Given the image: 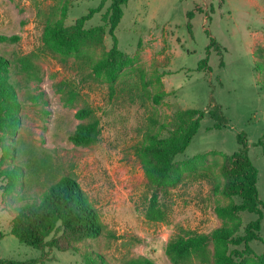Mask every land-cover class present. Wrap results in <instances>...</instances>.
<instances>
[{
	"label": "rangeland",
	"instance_id": "obj_1",
	"mask_svg": "<svg viewBox=\"0 0 264 264\" xmlns=\"http://www.w3.org/2000/svg\"><path fill=\"white\" fill-rule=\"evenodd\" d=\"M110 3L0 0V35L19 38L15 44H0V56L10 61L9 81L21 106L15 112L20 124L13 138L0 134V170L24 168L23 187L6 195L0 189V259L27 263L41 255L11 234L19 207L47 185L44 173L33 176L35 159L46 161L56 176L65 173L76 179L103 225L95 239L62 232L49 236L47 241L59 239V250H52L46 264H90L93 256L110 264L138 256L153 264H172L165 249L176 234H210L229 225L243 235L256 215L242 212L223 218L215 211L240 203L217 192L224 184L220 169L238 152L240 133L258 170L257 189L264 203V0H128L115 30L126 64L113 82L91 69L112 47L102 19ZM99 6L84 24L93 38L79 53L65 55L43 44L48 21L72 26ZM191 11L192 37L187 31ZM209 37L217 46L206 54ZM22 57L31 59L36 74L17 72L15 63ZM204 59L206 67L198 70ZM83 105L93 109L99 122L96 142L85 147L68 140ZM214 106L222 119L210 117ZM192 110L203 111L204 117L187 149L175 158L173 174L160 193L165 219L149 222L145 209L151 191L140 150L148 136L167 137L179 117ZM217 121L219 128L214 127ZM6 183L0 179V188ZM259 236L240 264L264 262V217ZM215 248L210 244L186 264H213ZM234 249L242 251L243 246L227 248Z\"/></svg>",
	"mask_w": 264,
	"mask_h": 264
},
{
	"label": "trees",
	"instance_id": "obj_2",
	"mask_svg": "<svg viewBox=\"0 0 264 264\" xmlns=\"http://www.w3.org/2000/svg\"><path fill=\"white\" fill-rule=\"evenodd\" d=\"M128 0H111L110 6L102 19L108 26V34L112 40L111 49L104 56L91 65L94 73H103L109 82H113L118 72L126 64V59L117 48L115 30L122 18V6ZM100 6L90 9L88 14L81 17L72 26H64L62 20L48 21L42 32V41L46 47L69 55L79 53L80 49L92 40L93 33L84 29V24L91 16L98 12ZM63 15V13H62ZM187 31L192 37L193 12L187 13ZM17 36L0 35V44H15ZM216 41L209 37L206 54ZM10 61L0 56V134L14 136L15 127L20 124L15 115L21 106L16 99L15 86L9 81L8 68ZM15 66L21 74L34 75L36 67L29 57L19 58ZM206 67V59L199 62L198 70ZM70 97L67 102L70 101ZM219 108L214 106L209 111L212 119H222ZM79 123L68 136V140L77 146H89L96 142L99 134V122L93 109L83 105L75 114ZM204 117L203 111L192 110L179 117L177 127L165 138L157 135L147 137L146 144L141 148L142 167L147 184L150 188V197L145 209V218L152 223L162 222L165 213L160 205V193L168 185L170 176L174 170L175 158L182 154L200 127V121ZM221 124L217 121L215 128ZM1 141V137H0ZM237 143L240 146L238 152L229 156L220 169L224 184L217 187V192L227 198L237 197L240 203H231L227 206H217L216 213L223 218L235 216L246 212L254 214L257 218L244 228L243 235H236L229 225H223L214 229L210 234H176L166 245V255L172 264H186L194 255L202 253L210 245L216 246L213 253V264H240L243 253L249 250L252 241L261 240L259 232L261 221L264 217V203L259 198L257 189L258 170L248 156V145L243 134L237 135ZM262 154L264 159V144ZM8 151V148L6 149ZM1 151L4 148L1 147ZM15 151L12 152L14 156ZM4 157V152H2ZM39 173L45 174L47 185L36 197L29 198L19 207L11 224V234L20 243L32 247L41 252L38 259L27 263L0 259V264H46L53 249L59 250V239L47 238L55 233L77 237L78 239H95L102 235L103 225L96 209L91 205L87 195L81 189L79 183L68 174L61 173L56 176L51 172L46 161L35 159L33 161V176ZM24 174V168L10 165L0 170V179L7 181L0 189L3 195L17 186L23 187L20 177ZM243 246L242 251L236 249L228 252L227 248ZM45 248L47 251H45ZM90 264H110L101 256L90 257ZM122 264H153L144 256H138L124 261ZM261 264H264L262 262Z\"/></svg>",
	"mask_w": 264,
	"mask_h": 264
}]
</instances>
